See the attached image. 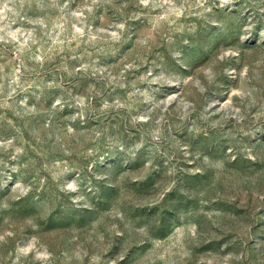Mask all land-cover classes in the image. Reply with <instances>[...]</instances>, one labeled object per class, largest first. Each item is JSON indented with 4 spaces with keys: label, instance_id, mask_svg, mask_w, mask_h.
Segmentation results:
<instances>
[{
    "label": "rangeland",
    "instance_id": "obj_1",
    "mask_svg": "<svg viewBox=\"0 0 264 264\" xmlns=\"http://www.w3.org/2000/svg\"><path fill=\"white\" fill-rule=\"evenodd\" d=\"M0 264H264V0H0Z\"/></svg>",
    "mask_w": 264,
    "mask_h": 264
}]
</instances>
